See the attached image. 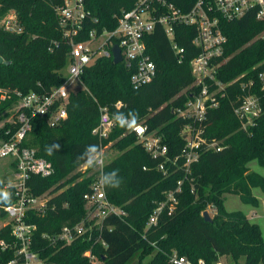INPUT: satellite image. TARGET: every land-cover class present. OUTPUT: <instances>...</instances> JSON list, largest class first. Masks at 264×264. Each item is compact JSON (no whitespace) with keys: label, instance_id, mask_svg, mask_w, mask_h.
<instances>
[{"label":"trees","instance_id":"trees-1","mask_svg":"<svg viewBox=\"0 0 264 264\" xmlns=\"http://www.w3.org/2000/svg\"><path fill=\"white\" fill-rule=\"evenodd\" d=\"M64 1L0 0V21L7 12L14 11L21 28L12 31L0 23V54L5 61L0 64V87L41 93L64 82L71 50L57 13ZM83 1L87 12L84 31L92 27L114 29L123 11L136 2ZM194 1L174 0L184 10ZM222 27L227 36L224 57L229 58L219 68L217 78L227 83L242 74L246 76L226 85L225 96L217 107L208 110L204 122L207 137L225 139L223 149L203 151L190 171L174 165L171 159L181 154L186 143L182 130L193 122L176 111L197 91L190 63L199 52L193 44V25L175 26L174 41L184 48L180 54L175 53L162 26L156 25L146 35V52L157 66L151 82L135 88L131 81L134 69L103 56L83 70L84 88L70 93L65 120L52 127L47 116L31 117V130L23 145L35 148L37 156L50 161L54 173L48 177L33 174L28 185L34 194L53 187L57 192L44 214L31 212L27 217V222L36 224L30 246L43 259L42 264H177L171 261L174 253L195 264L200 259L216 264L224 257L231 259L226 264H264L261 227L243 211H228L225 206L227 194H238L243 202L257 206L254 189L264 193V175L250 167L256 160L264 168V110L255 124L246 128L234 112V103L243 94L241 84L250 78L255 80V91L262 96L264 109L258 69H254L264 60V40L255 39L264 29V22L251 11L239 19L222 21ZM87 36L83 32L77 39ZM16 101H0V121L6 120ZM118 101L123 103L120 108L115 106ZM100 106H107L113 114L138 112L139 123L147 126V132L161 137L167 153L153 157L135 131L118 126L108 137L93 133L99 123ZM16 128V123L6 121L0 128V138L9 137L6 131L14 132ZM57 142L62 150L50 155L47 149ZM90 144L118 150V155L108 159L104 173L118 169L123 183L118 189H105L109 200L127 214H112L96 224L92 240L82 236L72 243L55 241L51 237L64 226H73L87 216L84 194L94 175L78 170L84 163L78 157ZM163 162L167 174L160 169ZM179 181L181 190L175 192L178 204L174 212L162 213L156 224L147 227L158 202L167 199L168 193L179 187ZM7 191L13 201V191ZM3 206L0 204V215L5 217ZM209 206L215 208L212 221L203 215ZM0 240L11 245L6 249L0 245V264H7L16 249L10 224L0 229ZM87 250L92 252L93 260L85 254Z\"/></svg>","mask_w":264,"mask_h":264},{"label":"built area","instance_id":"built-area-1","mask_svg":"<svg viewBox=\"0 0 264 264\" xmlns=\"http://www.w3.org/2000/svg\"><path fill=\"white\" fill-rule=\"evenodd\" d=\"M251 11L255 12L258 20L264 22V0H195L188 10H184L174 0H136L131 9L123 11L119 16L118 24L114 29L99 30L92 27L84 31L87 12L83 0H65L57 7L63 35L71 44L64 82L41 93L35 91L23 93L16 88L0 87V101L13 98L17 100L13 105L16 114L11 121L17 124V128L14 132L11 129L7 130L6 134L9 137L0 139V159L9 158L8 160H11L14 166L15 174L14 180L4 186V189L13 191L15 198L11 207L3 206L9 218L3 226L11 225V232L15 237L13 245L16 248L14 256L7 264L43 263L39 254L31 249L32 233L36 229V224L27 222V217L31 212L44 214L50 200L57 193L53 187L41 194H34L28 185L33 174L48 177L54 173L50 161L37 156L35 148L23 145L31 130V117L36 114L47 116L52 127L65 120L68 117L66 105L70 93L84 88L81 80L83 70L100 57L113 58L115 44L121 48V62H125L128 67L134 69L131 77L133 86L138 88L151 82L157 75V66L146 52V35L152 32L156 25L162 26L172 42L175 53L180 54L184 48L174 41L175 26L180 23L193 25L196 28L193 44L198 47L199 52L190 63L197 91L192 94L184 107H178L176 110L179 116L191 118L193 122L187 124L182 130L186 143L181 154L171 159L174 165L190 171L191 164L199 159L203 151L223 149L225 139L207 137L204 122L207 120L208 110L217 107L220 99L225 96L226 85H231L246 76L242 74L227 83L217 78L219 68L229 58L224 57L227 36L224 33L222 21L239 19ZM2 25L8 30H21L14 11H10L2 19ZM83 32L88 33V36L84 39H77ZM255 39L264 40V29ZM254 69H258L260 92L264 97V60L260 61ZM241 87L243 94L238 97L237 103H234V112L242 126L246 128L255 124L264 109L261 104L262 96L255 91L253 78L243 81ZM122 105L121 101L115 104L117 108ZM112 116L113 113L107 106L102 107L99 123L93 129V133L103 138L108 137L115 127ZM140 126L144 129L143 131L138 132L134 129L132 131L138 134L146 150L153 157L165 155L168 148L161 143V137L155 132H147V126L144 123H140ZM108 147L109 145L101 147V161L98 166L88 168L85 163H82L78 169L86 175H94L89 190L84 194L86 218L73 226H64L57 236L51 237L55 241L62 240L65 243H72L82 236L92 240L96 224H101L106 217L112 214L118 216L127 214L124 209L109 200L105 186L100 183V178L104 174V166L109 159ZM180 159L184 161L180 163ZM166 161H170V158ZM160 169L164 170L165 174L169 173L164 162L160 165ZM181 183L182 181H179V187L168 193L167 199L158 202L148 219L147 227L156 224L162 213L172 214L174 212L178 204L175 192L181 190ZM206 210L211 216L215 213L213 206H209ZM255 216H257L256 211L251 214L252 218ZM0 245L3 249L11 246L4 240H0ZM85 254L91 260L94 259L90 250H87ZM171 261L177 264H195L189 258L179 256L177 253L171 256ZM198 264L207 263L200 259ZM216 264H224L223 258Z\"/></svg>","mask_w":264,"mask_h":264},{"label":"rangeland","instance_id":"rangeland-1","mask_svg":"<svg viewBox=\"0 0 264 264\" xmlns=\"http://www.w3.org/2000/svg\"><path fill=\"white\" fill-rule=\"evenodd\" d=\"M8 14L9 13L7 12L6 15ZM5 16H3V19L5 18ZM0 23L2 24V20L0 21ZM64 72H67V67L64 68ZM102 107L104 106H100V109ZM8 112L10 114L6 118V120L0 121V128L4 125L6 121L9 122L12 121L13 117L15 116L14 113L16 112L14 106H11ZM118 153H119L118 150H116L115 148L113 149L109 145L107 150V155L109 156L110 159L114 158L116 155H118ZM8 159L9 158L0 159V181H3V183L0 185L2 186L3 185L5 186V184L12 182L15 178L14 166L12 164V161ZM250 167L251 169L264 175V168L260 166V164L256 160L250 163ZM254 194L259 200L257 206H253L251 204H247L243 202L238 194H227L225 206L228 211H243L251 219L252 222L257 223L261 227L262 233L264 235V193L259 188H255ZM252 211L253 212L256 211L257 213V216H255L254 218L251 217V213H253ZM8 220H9L8 216L2 217L0 215V229ZM223 262L224 264L226 262H231V259L229 257H224Z\"/></svg>","mask_w":264,"mask_h":264},{"label":"clouds","instance_id":"clouds-1","mask_svg":"<svg viewBox=\"0 0 264 264\" xmlns=\"http://www.w3.org/2000/svg\"><path fill=\"white\" fill-rule=\"evenodd\" d=\"M140 116L138 112L129 111L128 113L117 112L112 116V122L115 126L127 130L143 131L144 129L140 126ZM62 150L61 145L57 142L52 144L48 149V153L51 155L54 152ZM78 159L83 160L88 168H94L98 166L101 161L100 146L98 144H90L84 148L80 153ZM3 181H0L2 184ZM100 183L108 188L118 189L123 183L122 178L119 175L118 169H113L110 172L104 173L100 178ZM0 204L11 207L12 199L11 193L4 188H0Z\"/></svg>","mask_w":264,"mask_h":264},{"label":"water","instance_id":"water-1","mask_svg":"<svg viewBox=\"0 0 264 264\" xmlns=\"http://www.w3.org/2000/svg\"><path fill=\"white\" fill-rule=\"evenodd\" d=\"M113 61L115 63H120L122 61L121 48L119 47L118 44H115L113 46ZM4 62L5 61H4L3 57L0 54V64L1 63H4ZM203 215H204V217H205L206 220L212 221V217H211V215L209 214V212L207 210H205L203 212Z\"/></svg>","mask_w":264,"mask_h":264},{"label":"crops","instance_id":"crops-1","mask_svg":"<svg viewBox=\"0 0 264 264\" xmlns=\"http://www.w3.org/2000/svg\"><path fill=\"white\" fill-rule=\"evenodd\" d=\"M253 212V211H252ZM252 214V213H251Z\"/></svg>","mask_w":264,"mask_h":264}]
</instances>
